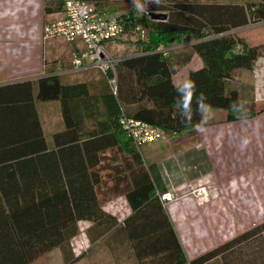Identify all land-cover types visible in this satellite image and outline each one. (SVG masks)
<instances>
[{
  "label": "trees",
  "instance_id": "1",
  "mask_svg": "<svg viewBox=\"0 0 264 264\" xmlns=\"http://www.w3.org/2000/svg\"><path fill=\"white\" fill-rule=\"evenodd\" d=\"M59 8L49 3L44 12ZM135 12L117 14L123 32L108 44L111 49L121 36L138 35L124 53L111 49L121 57L115 93L99 71L101 79L94 87L85 81L64 82L56 70L36 81L0 86V264H31L56 247L65 252L78 233L79 220L98 225L100 234L107 232L117 218L103 205L120 195L131 209L120 228L137 264H238V255L250 247L244 241L264 234L261 223L188 260L139 147L118 122L123 112L160 127L166 135L194 129L181 122L173 82V75L194 55L202 66L190 70L187 78L195 81L197 95L204 93L211 108L225 112L223 122L242 120L231 110L233 102L245 103V119L264 110L232 84L238 70L251 69L264 46L248 45L230 32L264 19V0H160L148 6L149 13L163 15L159 19ZM186 36L194 40L188 49L167 54L155 50ZM172 65L176 68L170 71ZM52 100L60 104L65 127L48 143L37 103ZM64 258L69 264L67 255ZM244 264L252 263L248 259Z\"/></svg>",
  "mask_w": 264,
  "mask_h": 264
},
{
  "label": "crops",
  "instance_id": "2",
  "mask_svg": "<svg viewBox=\"0 0 264 264\" xmlns=\"http://www.w3.org/2000/svg\"><path fill=\"white\" fill-rule=\"evenodd\" d=\"M85 1L92 3L108 16L124 12H120L119 9L123 8L125 0ZM219 1L236 4L246 2V0ZM45 2L46 0H0V37L11 36L14 40L11 44L0 45V86L26 80L36 81L57 67H67L72 52L82 48L80 42L57 44L62 40L59 37H51L45 41L42 39L43 20L52 22L64 15L62 7L46 14ZM260 26L262 27L258 22L248 23L230 32H236L245 42L255 45L264 38V34L257 30L261 28ZM22 37L29 38V41L22 42ZM193 41L186 36L182 42L172 46L177 50H185ZM114 44L111 45L113 50ZM201 66V59L194 55L188 64L173 75V82L178 84L187 78L190 70ZM61 76L64 82L85 81L93 87L98 85L101 79L96 70ZM251 79L252 98L255 104L264 105V56H258L255 60ZM46 105L49 107L45 108ZM37 111L46 140L52 143L53 134L65 127L60 104L56 100L38 102ZM244 138H247L249 143L242 149L241 141ZM151 143H153L151 150H147L149 147L142 148ZM223 143L236 144V153L240 157L238 162H241H237L239 168L243 170L245 165L252 164V188L237 186L232 190L221 189L216 191V195L221 198L205 204L197 203L192 194L178 193L188 183L199 182L218 173V157L225 148ZM227 147L229 149L228 144ZM139 151L157 196L163 191L178 194L176 199L168 203L159 200L188 260L264 223V219L260 217L264 213V110L252 118L241 121L219 123L209 121L202 131L192 129L172 135L165 134L163 138L143 144ZM250 151L251 155L245 156L246 152L248 154ZM223 172L222 175L225 176L226 173ZM247 197H252L251 205L246 203ZM103 208L117 218L116 225L100 234L98 225L89 220H79L78 233L70 239L65 252L62 248L56 247L60 249L63 258L67 255L69 264H74L83 257L90 259L89 264H137L126 233L120 228L124 219L131 213L125 197L117 196L106 202ZM232 211L236 212L235 218L247 220L240 224H230V217L233 216H230L229 212ZM244 211H247V217L243 215ZM251 220L256 222L251 223ZM78 241L85 246L79 251L74 248ZM244 242L250 247L238 255V264L241 262L244 264L248 259L252 264H261L260 245H264V234L257 233Z\"/></svg>",
  "mask_w": 264,
  "mask_h": 264
},
{
  "label": "built area",
  "instance_id": "3",
  "mask_svg": "<svg viewBox=\"0 0 264 264\" xmlns=\"http://www.w3.org/2000/svg\"><path fill=\"white\" fill-rule=\"evenodd\" d=\"M55 1L61 4L64 15L43 26V39L60 37L68 43L82 44L81 49L72 52L69 66L59 67L55 72L64 75L85 70L99 71L115 93L116 66L121 57L114 55L108 44L123 32L122 18L117 15L108 16L85 0ZM146 15L149 16L150 13L147 12ZM257 22L264 25V19ZM172 49H174L172 45H158L155 50L167 54ZM118 122L126 136L139 148L143 144L165 136V132L160 127L129 117L123 112L120 113ZM158 196L162 202L167 203L176 199L172 191L160 192Z\"/></svg>",
  "mask_w": 264,
  "mask_h": 264
},
{
  "label": "rangeland",
  "instance_id": "4",
  "mask_svg": "<svg viewBox=\"0 0 264 264\" xmlns=\"http://www.w3.org/2000/svg\"><path fill=\"white\" fill-rule=\"evenodd\" d=\"M51 4V5H56V7H59V5L56 3L54 0H46L45 5L46 4ZM123 8H120V12L124 11L122 13H127V12H133L134 7H133V0H125L124 3L122 4ZM136 14H142L139 12H135ZM50 20H43V24L42 26H44L45 24L49 23ZM257 23V22H256ZM261 27V26H260ZM253 30V29H252ZM257 30L261 31L262 34H264V25H262L261 28H257ZM232 34L237 36L236 32H231ZM122 37V41H118L114 44V51L116 52V54L120 55L121 53H124L127 50V43L131 42L133 43L134 41H136L138 35L137 33H135L133 36L127 37V36H121ZM238 37V36H237ZM60 38V37H59ZM43 39V37H42ZM49 39V38H47ZM146 39V38H145ZM22 42H25L26 40L29 41V38L27 37H22ZM44 41L46 39H43ZM42 40V41H43ZM13 38H11V36H3L0 37V45H5L7 43L11 44L13 42ZM5 43V44H3ZM67 42L65 40H60V42H57V44H61L64 45ZM248 45H262L264 46V38H262L260 40L259 43L253 45V44H249ZM174 45V44H173ZM113 48V47H112ZM174 48V47H173ZM111 50V49H110ZM113 50V49H112ZM264 56V48H262V54H260V56ZM71 60V59H70ZM255 62V61H254ZM254 62L252 64L251 69L249 70H238L235 75H234V79L232 80V84L235 85L238 89L239 92L241 94V96L245 99H250L252 98V90H251V77L253 75V67H254ZM62 67V66H60ZM59 68V67H57ZM57 68L55 70H57ZM250 85V86H249ZM256 108H261L264 107V105H257L255 104ZM45 108H48L49 105L44 106ZM212 112H213V118L210 120V122H223V118H224V114L225 112L222 109H213L212 108ZM227 144L229 146V149L227 147ZM153 143L151 144H147L146 146H143L142 148L145 147H149L147 150H151L153 148ZM223 145L225 146V148H223V151L221 152V158L218 157L219 161H218V173L213 174L211 177H208L202 181L199 182H192V183H188L186 185V187H183L182 190H179L178 193H189L192 194V196L195 198V200L197 201V203H210L212 201H216L218 200V198H221L219 196L216 195V191H219L221 189H236L237 186L239 188H252L253 186V168H252V164L250 163L249 165H245V169H241L239 168L240 166L238 165V163H241L239 160V156L236 153V144L235 143H223ZM251 145V143H250ZM151 146V147H150ZM233 146V147H232ZM220 154V153H219ZM251 155V151L247 154H245V156H250ZM238 162V163H237ZM239 168V170L237 169ZM223 171H227L223 172ZM221 172V173H220ZM223 173H226L225 176L222 175ZM205 191V193L203 192ZM178 195V194H177ZM176 195V196H177ZM233 198V197H231ZM246 203L250 204L252 203V197H247L246 199ZM236 213V212H235ZM234 211L229 212L230 216V224L231 223H237L240 224L242 223V221H246L247 218L241 219V217L235 218V214ZM244 213L243 215L245 217L248 216L247 211L242 212ZM240 213V214H242ZM261 219H264V213L261 214ZM251 223H255L256 220H251ZM85 246L82 245L79 241L78 244L77 242L75 243L74 248L81 250L82 248H84ZM92 260L94 261V259L92 258ZM90 259L88 257H83L79 260H77L74 264H89ZM31 264H65L64 262V258L61 254V251L59 248H54L48 252H46L45 254L39 256L37 259H35ZM104 264V263H103Z\"/></svg>",
  "mask_w": 264,
  "mask_h": 264
},
{
  "label": "clouds",
  "instance_id": "5",
  "mask_svg": "<svg viewBox=\"0 0 264 264\" xmlns=\"http://www.w3.org/2000/svg\"><path fill=\"white\" fill-rule=\"evenodd\" d=\"M160 0H133L134 10L146 14L150 4H159ZM176 66L172 65L170 71L175 70ZM178 99L176 104L180 110L181 122L186 126L193 127L197 131L204 130L208 122L213 118L212 108L207 103V97L204 93L197 95V86L194 80L190 77L183 79L175 85ZM195 104V111L193 105ZM231 110L240 119H245L247 110L244 102H233L230 105ZM198 118V119H197ZM195 120V123H194ZM249 140L242 139L241 148L247 147Z\"/></svg>",
  "mask_w": 264,
  "mask_h": 264
},
{
  "label": "water",
  "instance_id": "6",
  "mask_svg": "<svg viewBox=\"0 0 264 264\" xmlns=\"http://www.w3.org/2000/svg\"><path fill=\"white\" fill-rule=\"evenodd\" d=\"M161 16H163L161 13H150L152 19H159Z\"/></svg>",
  "mask_w": 264,
  "mask_h": 264
}]
</instances>
